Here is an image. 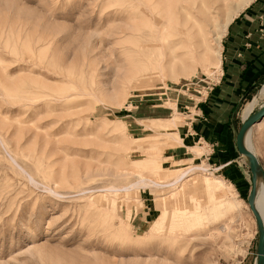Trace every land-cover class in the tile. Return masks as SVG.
<instances>
[{"label":"rangeland","instance_id":"rangeland-1","mask_svg":"<svg viewBox=\"0 0 264 264\" xmlns=\"http://www.w3.org/2000/svg\"><path fill=\"white\" fill-rule=\"evenodd\" d=\"M218 1L0 0V264H255L249 172L191 124L219 71L192 36L244 0Z\"/></svg>","mask_w":264,"mask_h":264},{"label":"crops","instance_id":"crops-1","mask_svg":"<svg viewBox=\"0 0 264 264\" xmlns=\"http://www.w3.org/2000/svg\"><path fill=\"white\" fill-rule=\"evenodd\" d=\"M231 21L220 43L216 79L195 105L191 124L215 170L231 185L246 187L242 165L249 168L237 152L234 116L264 82V0H253Z\"/></svg>","mask_w":264,"mask_h":264},{"label":"bare ground","instance_id":"bare-ground-1","mask_svg":"<svg viewBox=\"0 0 264 264\" xmlns=\"http://www.w3.org/2000/svg\"><path fill=\"white\" fill-rule=\"evenodd\" d=\"M250 2H251V0H244L243 2H241L240 4H238L235 8H233V9L231 8L232 10L230 9V12H229V14L227 15V18H226V22L222 26L223 27V29H222V32L223 33L225 32L228 23L234 17H236L245 7H247V5ZM206 18H208V17H206ZM197 34L200 37L199 39H197V37H198ZM207 34H208L207 32H205L203 34L202 30H200V31H198V33H196L195 35L192 36V39L195 38L196 41H197L196 43H201V46H203V48H204V52H207L209 54L211 53L212 58H213L211 65H213V67L215 68V70H218L219 69V65H220L218 49L220 47L219 43H220L221 34L214 33V34H212V36L210 38H207V36H206ZM258 97L264 98V84H263V86L260 88V90L258 92ZM255 101H256V99L253 98L243 108L242 113H241V116H242L243 121L250 115L252 109L254 108ZM176 131H177V135H181L182 132H183V130H181V127H179V126H177ZM247 137H248V135L246 136L245 144H246L247 148L254 154L253 148L251 147V145L248 142L249 137L248 138ZM179 142H181V139H180ZM192 170L205 171L206 169H204L203 167H195V168H192ZM186 173H187V171H186ZM183 176H184V174L182 173L181 176H179V177H182L183 178ZM182 178H179V179L181 180ZM138 183H140V182L138 181ZM141 185H142V182H141ZM134 186H135V184H134ZM136 187H138V186L136 185ZM157 187H159V186H157ZM254 207H255L256 211L258 212L259 216L261 217V220H262V223H263V226H264V185H262L260 183L259 176H257V182H256V197H255V200H254ZM178 212H180V211H178Z\"/></svg>","mask_w":264,"mask_h":264},{"label":"water","instance_id":"water-1","mask_svg":"<svg viewBox=\"0 0 264 264\" xmlns=\"http://www.w3.org/2000/svg\"><path fill=\"white\" fill-rule=\"evenodd\" d=\"M264 119V105L253 115H249L242 123L236 135V148L240 156L244 157L249 172L251 175V189L247 198V204L252 212L257 229L258 242L256 247V261L255 264H264V226L258 212L254 207V200L256 197V182L257 176L262 175L259 162L255 155L247 148L245 144L246 136L249 135L251 129ZM264 183V178H263Z\"/></svg>","mask_w":264,"mask_h":264}]
</instances>
